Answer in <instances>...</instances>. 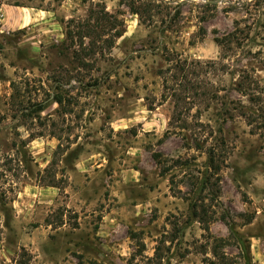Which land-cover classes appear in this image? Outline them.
Listing matches in <instances>:
<instances>
[{
  "label": "rangeland",
  "instance_id": "obj_1",
  "mask_svg": "<svg viewBox=\"0 0 264 264\" xmlns=\"http://www.w3.org/2000/svg\"><path fill=\"white\" fill-rule=\"evenodd\" d=\"M204 2L0 0V264H202L194 201L264 264V0Z\"/></svg>",
  "mask_w": 264,
  "mask_h": 264
},
{
  "label": "trees",
  "instance_id": "obj_2",
  "mask_svg": "<svg viewBox=\"0 0 264 264\" xmlns=\"http://www.w3.org/2000/svg\"><path fill=\"white\" fill-rule=\"evenodd\" d=\"M205 6H215V4L208 2V0H205L204 2ZM129 7L130 10L133 13H138L139 10L137 7L134 8L133 3H129ZM264 11V10H263ZM100 12L103 14V20L106 19V21L108 22L110 19L107 12L104 11V8L102 7V9L100 10ZM264 13V12H262ZM91 15H93V13L91 12ZM102 16H95L93 24H91V22H86L85 24L80 25V28H84L83 30L81 29L80 31L76 32V35L71 34L70 32L67 33L68 37L73 38L74 36H76L78 38V47H81V53H77V55H86V56H91L94 52L95 49L97 47H100L97 44V38L100 37L101 33L99 31H96L95 28H99L100 31H103V26L100 24L101 20H102ZM123 21L121 23V25L123 26ZM111 25V24H110ZM250 28V27H248ZM201 31H203L201 29ZM123 29L121 30H115L113 32L112 39L109 38V40L107 38H105L104 40H102V42L106 41L107 43H105L106 47H112L113 43H114V38L119 37L122 35ZM88 37L89 41L86 45L83 44L82 39L83 38ZM235 30H233V32H230L229 34L223 36L222 38H215V41L218 44H229L232 41V38H235ZM104 44V43H102ZM83 65H87L86 62H83ZM55 101L60 103V100L55 98ZM38 110L42 109V104L38 103ZM208 154V159H209V163H210V167L215 170L218 171L219 170V163L217 161V163L215 162L217 159L215 158V153L213 150H208L207 152ZM192 212H193V216L196 217V220L198 221V223L200 224L201 229L205 232L204 237H205V243L201 250L202 254L204 255L201 259L202 264H234V262L229 261L228 256L226 255V253L223 251V247L227 244V240L225 238L222 237H216L214 235L211 234L210 230H209V216H208V208L204 205V204H198V202H193L192 204ZM227 225V228L229 229L230 233L234 235V231L232 229L231 224H229L228 222H225ZM165 239L164 238H160L157 241L156 246L154 247V253L151 257L147 258V262H157L159 263L160 260L162 259V252H163V244L165 243Z\"/></svg>",
  "mask_w": 264,
  "mask_h": 264
},
{
  "label": "water",
  "instance_id": "obj_3",
  "mask_svg": "<svg viewBox=\"0 0 264 264\" xmlns=\"http://www.w3.org/2000/svg\"><path fill=\"white\" fill-rule=\"evenodd\" d=\"M221 0H208V2H210V3H218V2H220Z\"/></svg>",
  "mask_w": 264,
  "mask_h": 264
}]
</instances>
